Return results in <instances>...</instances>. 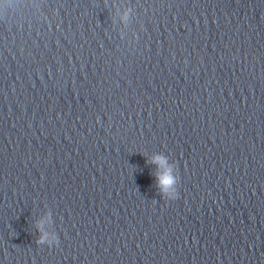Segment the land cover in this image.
I'll return each mask as SVG.
<instances>
[{
    "label": "clouds",
    "instance_id": "1",
    "mask_svg": "<svg viewBox=\"0 0 264 264\" xmlns=\"http://www.w3.org/2000/svg\"><path fill=\"white\" fill-rule=\"evenodd\" d=\"M152 162L164 165L166 160L163 157L156 156ZM156 180L157 185L161 189L162 193L169 196V200H176L178 198L179 193L177 188V177L172 174L171 168H168L165 173L157 175ZM42 223L43 222H41V224ZM37 243L48 244L49 247H52L59 244V239L55 236H52V238L49 239L48 234L45 233L40 237Z\"/></svg>",
    "mask_w": 264,
    "mask_h": 264
}]
</instances>
